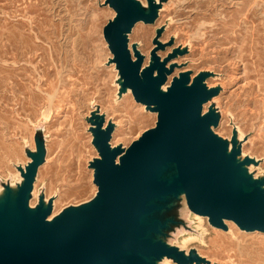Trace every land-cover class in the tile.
Returning a JSON list of instances; mask_svg holds the SVG:
<instances>
[{"label":"rangeland","instance_id":"rangeland-1","mask_svg":"<svg viewBox=\"0 0 264 264\" xmlns=\"http://www.w3.org/2000/svg\"><path fill=\"white\" fill-rule=\"evenodd\" d=\"M105 1L0 0V186L30 162L27 151H35L41 133L47 156L31 207L44 193L54 199L56 215L97 193L89 163L98 153L86 120L92 110L99 107L115 123L113 147H129L157 123V114L131 91L119 97L118 71L109 64L113 56L104 38L115 12ZM160 27L164 42L175 38V47L189 50L177 59L187 67L173 76L214 74L207 84L221 92L205 113L214 104L221 114L214 131L225 140L238 127L242 152L258 162L253 171L263 175L264 0L168 1L156 24L138 23L129 36L130 48L139 44L146 56L144 66ZM173 214L171 244L181 248L190 239L183 250L195 249L212 264H264V233L243 231L232 221L226 231L215 228L181 204Z\"/></svg>","mask_w":264,"mask_h":264},{"label":"water","instance_id":"water-1","mask_svg":"<svg viewBox=\"0 0 264 264\" xmlns=\"http://www.w3.org/2000/svg\"><path fill=\"white\" fill-rule=\"evenodd\" d=\"M170 0H106L115 17L104 28L118 71L119 97L131 91L135 101L157 114L154 128L129 147H113L116 125L99 107L91 111L92 144L98 157L95 197L53 216L54 199L42 193L31 207L35 183L47 150L41 133L30 162L18 167L22 181L3 184L0 194V264H212L195 249L189 252L168 241L179 204L207 217L226 231V221L246 232L264 233V174L251 172L258 162L242 155L243 140L234 129L231 141L217 135L221 114L211 105L219 87L210 88L213 73L194 78L177 59L189 53L175 38L162 40L156 30L149 63L129 36L138 23L156 24ZM171 48L164 58L161 52ZM172 79L170 80V78ZM166 87V88H164ZM257 175V176H256ZM50 218V219H49Z\"/></svg>","mask_w":264,"mask_h":264},{"label":"bare ground","instance_id":"bare-ground-1","mask_svg":"<svg viewBox=\"0 0 264 264\" xmlns=\"http://www.w3.org/2000/svg\"><path fill=\"white\" fill-rule=\"evenodd\" d=\"M145 6H146V4H145ZM108 8H110V7H108ZM111 9V8H110ZM115 68V67H114ZM117 77H118V75H117ZM118 79V78H117ZM116 87H117V91L119 90V88H120V86H119V84L117 83L116 84ZM164 88H166V87H164ZM128 95L130 94V91H128V93H127ZM132 95V94H131ZM207 109V107H205V109L204 110H206ZM45 118L46 119H48L49 118V116H45ZM237 127V126H236ZM237 130H238V133H239V139H242L243 138V136H241V133H240V131H239V129H238V127H237ZM92 137V136H91ZM34 148V147H33ZM242 155H243V157L245 156V154L242 152ZM253 169H254V167L253 166H251L250 168H249V170L251 171V172H253ZM259 169H260V167H259ZM93 171V170H92ZM257 176V175H256ZM93 177H94V172H93ZM22 181V177H21V173L17 170V172H15V174L13 175V180L11 181V186L12 187H16L17 186V184H19L20 182ZM4 191V188L3 187H1L0 186V194L2 193ZM33 196L35 197V196H37L36 195V191H35V189H34V192H33ZM48 200V199H47ZM34 205V202L33 201H31V206H33ZM54 211H55V203H54ZM53 216H55L56 214L53 212ZM201 222L203 221V219L202 218H198ZM226 223L228 224V223H232V222H230V221H226ZM233 224V223H232ZM192 239V238H191ZM190 239H188V240H185L184 241V244H183V246L181 247V249H184V247L187 245V243H188V241H189ZM163 263H167V264H171V263H173L171 260H169V259H164L163 260ZM174 264V263H173Z\"/></svg>","mask_w":264,"mask_h":264}]
</instances>
